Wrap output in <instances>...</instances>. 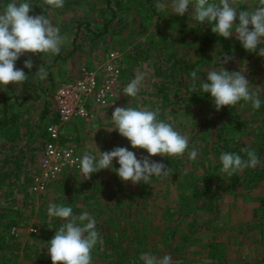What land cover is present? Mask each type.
Returning <instances> with one entry per match:
<instances>
[{
    "label": "rangeland",
    "instance_id": "obj_1",
    "mask_svg": "<svg viewBox=\"0 0 264 264\" xmlns=\"http://www.w3.org/2000/svg\"><path fill=\"white\" fill-rule=\"evenodd\" d=\"M9 2L0 0V12ZM30 2V15L44 14L70 43L59 55L21 56L16 67L29 75L27 81L0 89L6 98L0 96V118L4 109L17 116L16 126L0 128V264H52L48 241L63 221L49 218L51 203L69 206L75 215L87 211L96 219L101 240L92 264H143L145 252L170 254L174 264H264V57L246 52L234 37L217 36L187 13L177 16L171 7L157 11L156 0H65L59 9L39 6L43 0ZM114 50L121 55L120 70L105 103H92V116L60 127L55 144L70 150L73 161L45 177L46 129L57 120L52 62L66 59L75 73L82 64L98 65L104 53ZM221 51L234 60L221 65ZM29 58L30 70L23 67ZM41 64L46 80L33 75ZM222 66L246 68L251 90L262 101L258 110L241 101L216 111L199 82L193 92L191 72L204 79ZM137 72L147 74L143 87L136 97L124 95ZM116 106L158 107L159 119L189 137V151L196 148L197 158L189 159L187 152L178 158L151 157L170 172L149 184L121 181L111 169L83 180L74 161L95 153L96 146L101 151L128 147L137 156L147 155L132 149L117 131H108ZM245 148L255 150L261 164L228 178L220 171L221 153L246 158ZM118 167L114 160L113 168Z\"/></svg>",
    "mask_w": 264,
    "mask_h": 264
},
{
    "label": "clouds",
    "instance_id": "obj_2",
    "mask_svg": "<svg viewBox=\"0 0 264 264\" xmlns=\"http://www.w3.org/2000/svg\"><path fill=\"white\" fill-rule=\"evenodd\" d=\"M65 0H43V5L52 9L64 6ZM30 0H10L0 12V89L13 84L22 85L28 79L25 71L16 67V61L26 53L33 55H59L62 46L69 44L67 34H61L59 26L44 14L30 15ZM171 7V13L191 16L195 23H207L211 31L224 39L235 38L246 52L264 57V0H156L155 8L163 12ZM259 46V47H258ZM219 63L225 65L234 57L220 52ZM33 61L25 59L23 67L33 68ZM245 70L228 71L223 66L219 70L207 72L204 79L191 72L193 92L197 82L203 93L210 95L216 111L222 107H234L244 101L259 109L261 99L251 90V83L244 74ZM40 80L47 79V70L38 67L33 74ZM145 72H137L124 87L123 94L136 97L144 85ZM114 125L108 131H117L126 138L132 149H143L147 155H140L128 147H114L109 151L85 152L74 163H78L83 180L104 169L116 172L121 181L133 185L149 184L153 177L165 178L170 168L162 161L151 159L153 156L182 157L187 152L188 158L195 160L196 148L189 151V137L176 130L173 124L159 119V108H133L116 106L111 114ZM99 127L96 128V130ZM246 158L237 153L222 152L219 159L220 171L228 178L255 168L261 164L256 151L241 149ZM119 165L113 168V161ZM49 218H60L63 223L48 241L47 253L52 264H92V252L101 237L96 228V219L84 211L79 215L73 213L69 206L51 203L47 209ZM143 264H174L173 257L165 254L157 257L150 252L142 253Z\"/></svg>",
    "mask_w": 264,
    "mask_h": 264
},
{
    "label": "built area",
    "instance_id": "obj_3",
    "mask_svg": "<svg viewBox=\"0 0 264 264\" xmlns=\"http://www.w3.org/2000/svg\"><path fill=\"white\" fill-rule=\"evenodd\" d=\"M104 59L98 65L90 67L80 65L72 78L60 81L52 99L56 107L57 120L47 126L49 139L44 145L42 165L44 176L53 177L62 166L73 161L71 151L58 147L56 143L59 129L73 119L92 116L91 105L101 106L105 103L120 70L121 55L117 50L103 54Z\"/></svg>",
    "mask_w": 264,
    "mask_h": 264
},
{
    "label": "crops",
    "instance_id": "obj_4",
    "mask_svg": "<svg viewBox=\"0 0 264 264\" xmlns=\"http://www.w3.org/2000/svg\"><path fill=\"white\" fill-rule=\"evenodd\" d=\"M118 52H119V50H118ZM52 63H53V64H52V67H54V73L56 72L54 78H56V79L58 78V80L54 79V80L51 81V82L54 81V84H55V86H54V88H53V91H54L56 85H57L61 80H65V79L72 78V77L75 75V73H74L75 69H74L72 72L69 71L68 65L66 64V63H67L66 59H65V60L62 59V60H60V61H58V62H57V60H56V61H53ZM60 69H62V70L64 71L62 74L59 73V72H57V71H59ZM76 69H77V68H76ZM66 74H67V75H66ZM65 75H66V76H65ZM64 76H65V77H64ZM63 77H64V78H63ZM62 78H63V79H62ZM53 91H52V93H53ZM52 93H51V94H52ZM51 96H52V95H51ZM51 98H52V97H51Z\"/></svg>",
    "mask_w": 264,
    "mask_h": 264
},
{
    "label": "trees",
    "instance_id": "obj_5",
    "mask_svg": "<svg viewBox=\"0 0 264 264\" xmlns=\"http://www.w3.org/2000/svg\"><path fill=\"white\" fill-rule=\"evenodd\" d=\"M4 93L5 92H3V94ZM3 94H2V91H0V96H2ZM5 100H6V98L4 96H2L1 101H5ZM1 101H0V103H1ZM8 125L9 126L10 125L16 126L17 125V116L15 113L9 114V113L5 112V109H4L2 112V116L0 118V128H7Z\"/></svg>",
    "mask_w": 264,
    "mask_h": 264
}]
</instances>
